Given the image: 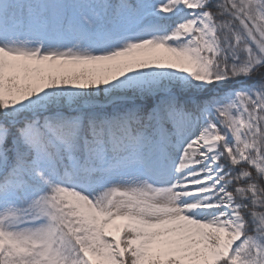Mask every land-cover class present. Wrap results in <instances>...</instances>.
I'll return each instance as SVG.
<instances>
[{"label": "snow or ice", "instance_id": "1", "mask_svg": "<svg viewBox=\"0 0 264 264\" xmlns=\"http://www.w3.org/2000/svg\"><path fill=\"white\" fill-rule=\"evenodd\" d=\"M0 264H264V0H0Z\"/></svg>", "mask_w": 264, "mask_h": 264}]
</instances>
